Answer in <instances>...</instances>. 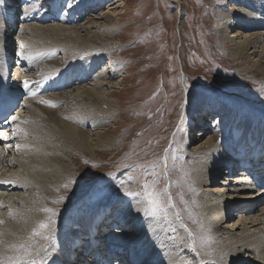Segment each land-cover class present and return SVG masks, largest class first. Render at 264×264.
Here are the masks:
<instances>
[{
  "label": "bare ground",
  "instance_id": "obj_1",
  "mask_svg": "<svg viewBox=\"0 0 264 264\" xmlns=\"http://www.w3.org/2000/svg\"><path fill=\"white\" fill-rule=\"evenodd\" d=\"M52 1L46 0L43 8H38L39 10L36 11L39 19L32 20L33 24L22 25L21 28L24 27L22 34L18 35H16L19 27L17 21L6 22L8 15L2 10L6 0L0 2V84L5 81L7 84L11 83L15 90L21 91L23 82L27 81L30 85L35 82L39 86L35 87L34 92L38 93L44 85L56 80L49 85V89H54L50 97L38 98L33 93V97L22 102L18 110L16 109L12 128L7 131L5 139H0V181H2L0 182V221H2L0 262L2 264H14L17 261L22 262L19 264H32L33 261H36V264H82L80 261L67 262L66 254L69 248L84 239L83 235L91 228L97 229L98 222L102 219L100 214L104 213L107 217L113 215L110 205L101 206L95 213L80 215L79 218L82 217L80 222H77V226L69 228V233L64 237L63 222L72 219L75 212L71 215L72 211L81 210L77 207L81 204L76 203L71 210H65L63 214L55 212L56 215H53L56 208L51 207L54 203L50 202L52 198L49 196L61 193V186L67 180H64L68 172L67 165L63 161V157L67 158L64 156L65 152L79 150L81 153L93 155L108 142L103 141L102 138L110 129L108 123L113 121L114 109L108 105L113 98L112 93L109 92L113 90H109L119 89L123 79L113 83L119 71L114 70V73L112 70L109 71V68H102L98 75L91 79L92 81L80 84L79 87L77 83V88L72 91L55 94L59 91L55 85L59 83L56 76L61 73H72L79 77L87 76L86 72L89 73L90 70V74L94 75L103 60V56L95 52L100 49V42L105 41L103 38L107 32L122 27L121 21L124 17L120 9L127 3H124L125 0H113L101 12L102 7L109 0L79 1L78 4L71 5L72 11L78 12L82 5H88L91 11H94L96 6L101 7L98 8L99 10L96 7V15L79 26L76 22H69L64 16L58 19L54 14V6L57 7L60 3L55 0L53 5ZM236 1V5L233 4L234 6L231 5L227 9L222 8L218 12L221 45L231 52L236 62L235 66L246 62L248 63L246 70L255 69L256 72L264 75V0ZM11 2L17 3L16 0ZM38 3L41 1L36 0V3L29 7L26 12L27 17L36 16L33 15L35 11L31 9L40 7L41 4ZM223 6L226 7L227 3ZM15 12L16 17L23 16L17 9ZM42 12L43 17L40 16ZM109 22L115 24L110 25ZM21 44L25 47L21 48ZM15 46H18L17 56L24 59L26 69L22 70L12 62L9 80H4L5 74L9 72L8 57L9 54L15 53L13 51ZM51 52L55 53L51 54ZM61 54L62 57L58 58ZM50 58L53 60L50 61ZM73 64H76L74 66L78 73L70 72L69 68ZM67 65H69L68 69ZM29 68L31 70H28ZM0 95L4 96L5 91L1 90ZM192 95L189 93V104ZM95 108L102 114L100 112L94 115ZM225 112L226 120L217 125L213 123L216 116L213 114L215 112L210 110L209 104L206 102L199 105L196 114L200 123L194 129L200 130L193 131L189 127V136H191L189 139L192 142L194 140L192 145L197 141H203L205 131L211 130L209 124L217 125L218 131L224 134L225 127L230 125V118L232 119L231 113L227 110L224 109L222 114ZM219 117H221L220 113ZM106 127L109 129L107 130ZM243 128V138L238 145H235V149L233 145L236 143L231 138L234 137V133L228 135L226 143L219 144L216 137H211L204 141L206 143L202 142L197 147L187 149L189 158L193 160V166L192 168L190 166L191 169L188 168L191 172L189 180L188 178L186 180L189 190L184 191L187 199L183 200L188 208L190 204L195 209L199 221L194 223L187 220L189 223L184 222V224L192 239L188 246L193 245L194 250L190 247L182 249L181 238L171 234L169 225L153 219L148 206L140 199H133L132 202L123 204L125 207L121 211L122 215L117 218L127 219L123 223L124 226L119 225L122 228L120 231L110 229V232L104 233L102 237L107 238L111 245L114 243L126 245V251L132 256L135 264H264V190L256 192L248 183L251 180L250 176L246 175V172L254 169L259 168L257 173L264 170V128L247 122L244 123ZM236 129L237 127L233 132L237 131ZM237 157H240V160ZM185 172L183 174L186 175ZM223 173L224 181L219 182L218 179ZM56 197L58 200V195ZM173 201L175 208L179 210L181 205L174 197ZM187 206L184 209H188ZM45 209H51L52 213H47ZM192 214L194 215L184 214V217L193 220L195 213ZM199 223L205 228L207 238L211 236L210 242L204 249L199 246L201 241ZM45 224L48 225L47 228L41 227ZM104 225L105 223L101 224ZM127 229H130L128 233H121ZM53 230L59 232L54 234L55 237L51 236L53 234L50 235ZM209 250L212 251L211 254ZM78 255L80 256L81 253L79 252ZM204 256H209V259H203ZM11 258L13 261L8 262Z\"/></svg>",
  "mask_w": 264,
  "mask_h": 264
},
{
  "label": "rangeland",
  "instance_id": "obj_2",
  "mask_svg": "<svg viewBox=\"0 0 264 264\" xmlns=\"http://www.w3.org/2000/svg\"><path fill=\"white\" fill-rule=\"evenodd\" d=\"M65 1L70 9H72L71 5H76L79 1L83 2L82 0ZM110 2L113 0H109L102 9L96 6L97 10L101 9L102 12ZM236 2V0H125L124 3L127 4L120 9L124 17L121 21L122 27L107 32L103 38L105 43L100 42V49L95 52L103 56V60L94 75L90 74V70L89 73L86 72L90 78L76 77L72 73H58L56 79L59 83L55 88L59 91L55 94L72 91L83 83L92 81L102 68H109V71L113 72L119 71L113 83L123 79L119 89L109 90H113L109 92L112 93V102H108V105L114 109L113 121L108 123L110 129L106 127L109 130L102 138L103 141L108 142L93 155L81 153L79 150H69L68 154L66 152L64 154L67 158L63 157V161L68 170L67 178L64 180H67L61 186V193L49 196L52 198L50 202L54 203L51 207L56 208L54 213L63 214L65 210H71L76 203L81 204L77 206L81 210H73L71 215L75 212L72 219L63 222L64 237L69 233V228L77 226L76 224L80 222L82 219L79 218L80 215L95 213L101 206L110 205L111 208L121 207V210L118 209L120 212L116 213L117 217L122 215L121 211L125 207L123 204L130 203L133 199H140L148 206L153 219L169 225L171 234L184 240L180 241L183 244H181L182 249L190 247L188 243L192 239L184 222L197 223L199 220L195 209L190 204L188 208L183 200L186 198L184 191L189 190L186 180L187 178L189 180L190 169L193 166V160L187 154L188 147H197L202 142L206 143L204 141L211 137H216L219 144L226 143L229 136L234 133V137L231 138L236 143L233 145L235 149V145H238L243 138L245 122L261 125L264 128V75L256 72L255 69L246 70L248 64L246 62L235 66L236 62L231 52L223 48L219 38L218 12L222 8L227 9L233 4L236 5ZM226 3L227 6L224 7ZM96 7L93 12L88 5L80 6L79 10L84 12L83 19H80L79 15L76 16L77 11L74 10L76 13L74 17L71 16L73 11L64 13L63 10L56 16L60 15V19L66 17L69 22L81 25L91 19L90 17L97 11ZM42 15L43 13H40V16ZM109 24L115 23L109 22ZM23 28H18L16 35L22 34ZM60 57L62 54L58 58ZM51 60L53 59L50 58ZM74 65L76 64L71 65V68L67 65L66 68H69L70 72L78 73ZM69 78L75 79L76 84L79 83L77 87L75 85L76 88L69 86L70 82H67ZM189 93L193 94L191 104H189ZM206 102L210 110L215 112L213 114L216 118L213 123L219 125L226 120L227 113L222 114L224 109L231 113L232 119L230 118V125L225 127L224 134L218 131L217 125L209 124L211 130L205 131L203 141H197L192 145L194 140L192 142L189 139L191 137L189 127L193 131L200 130L194 129L200 123L196 112L198 106ZM94 111V115L101 112L96 108ZM218 112L221 114L219 118ZM235 127L237 131L233 132ZM237 158L240 160V157ZM184 172L186 175L183 174ZM224 178L223 173L218 179L219 182L224 181ZM145 182L148 183L149 190L154 188L157 193L159 207L155 213L143 194ZM126 191L142 194L132 198L125 194ZM173 197L181 205L179 208L181 215L175 208ZM185 206L188 209H184ZM193 212L195 213L193 220L184 217V214L194 215ZM198 226L201 238L199 246L204 249L210 242L211 236L207 238L205 228L200 223ZM57 231H51L50 235L58 234ZM185 241L187 244L184 243ZM190 249L194 250L193 245ZM211 253L212 251L209 252ZM208 257L204 256L203 259H209ZM11 261L12 258L8 262ZM17 262L14 264L22 263Z\"/></svg>",
  "mask_w": 264,
  "mask_h": 264
},
{
  "label": "snow or ice",
  "instance_id": "obj_3",
  "mask_svg": "<svg viewBox=\"0 0 264 264\" xmlns=\"http://www.w3.org/2000/svg\"><path fill=\"white\" fill-rule=\"evenodd\" d=\"M0 2H2V0H0ZM20 47H21V48H24L25 45L21 44ZM26 59H27V57H26ZM27 83H28L27 81L24 82L25 86H27ZM50 106L55 107V105H50ZM13 119H15V117H13ZM0 182H2V181H0ZM65 187H67V185H65ZM143 190H144L143 194L146 196V198H147L149 204L152 205V211H153V213H155V212L157 211L158 207H159V205H158V201H157V199H156L157 193H156L155 189L153 188V189L149 190V185H148L147 182H145V183L143 184ZM125 194H126L128 197L135 198V197L140 196L142 193H141V192L126 191ZM45 211H47V212H52L51 209H45ZM52 214H53V215H56V213H54V212H53ZM0 223H2V221H0ZM41 227H43V228H47L48 225H46V224H45V225H41ZM0 264H2V262H0ZM32 264H36V261H33Z\"/></svg>",
  "mask_w": 264,
  "mask_h": 264
}]
</instances>
